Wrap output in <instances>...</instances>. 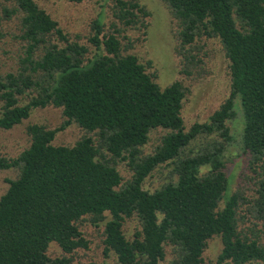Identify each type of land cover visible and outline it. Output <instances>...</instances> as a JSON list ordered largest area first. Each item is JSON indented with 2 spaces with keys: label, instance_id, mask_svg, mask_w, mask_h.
I'll list each match as a JSON object with an SVG mask.
<instances>
[{
  "label": "trees",
  "instance_id": "16d2710c",
  "mask_svg": "<svg viewBox=\"0 0 264 264\" xmlns=\"http://www.w3.org/2000/svg\"><path fill=\"white\" fill-rule=\"evenodd\" d=\"M109 1L123 28L114 23L113 32L103 34L102 22H94L92 58L35 0H13L15 9L4 11L5 19L19 17L25 53L15 73L0 75V129L11 130L49 106L62 110L64 122L54 129L28 126L30 147L17 158L0 155V172L19 171L0 199V264H72L77 250L89 248L83 223L105 226V255H116L118 264H160L167 247L168 264H204L216 236L223 245L216 264H264V237L241 228L245 199L242 191H230L224 159L234 139L228 122L240 104L242 149L255 179L253 213L264 221V0H162L178 26L182 73L191 74L196 57L190 47L203 38L218 39L230 62L229 98L208 122L189 130L182 83L162 89L148 66L123 54L120 36L145 27L150 13L137 0ZM28 91L36 96L21 104ZM72 124L87 135L74 146L54 145ZM158 129L168 133L145 155ZM122 164L132 173L129 180ZM163 165L172 168L169 181L145 190V180ZM134 218L140 229L129 239L124 227ZM52 243L64 256H49Z\"/></svg>",
  "mask_w": 264,
  "mask_h": 264
},
{
  "label": "rangeland",
  "instance_id": "374dc122",
  "mask_svg": "<svg viewBox=\"0 0 264 264\" xmlns=\"http://www.w3.org/2000/svg\"><path fill=\"white\" fill-rule=\"evenodd\" d=\"M44 9L60 28L67 34L70 40L78 42L88 48V58H92L96 48L89 42L92 37L94 22H102L104 33L113 32L112 25L117 23L113 16V3L109 0H92L80 4L68 0H35ZM150 16L145 19V27L126 29L120 36L124 55H135L139 62L147 67V72L154 76L155 82L163 89L175 82H181L187 90L183 101L182 117L185 128L189 130L196 123H206L210 117L224 104L231 93L230 62L226 57L221 42L214 39L197 40L189 49L196 57L194 65L188 66L190 75L184 74L183 56L177 54L179 41L177 39L178 26L167 5L162 0H137ZM16 5L13 0H0V17L4 18L0 26V75L15 73L19 69L20 57L24 56L25 45L20 40L21 25L18 16L5 19L4 11L13 10ZM117 25L123 28L119 23ZM150 63V66H149ZM36 96V93H33ZM32 93L28 91L21 104L29 102ZM2 102L0 101V109ZM237 114L228 126L234 139L226 146L225 162L226 173L231 180V192L242 191L245 201L242 202L240 213L241 228L262 233L264 237V221L253 213L255 198L254 173L249 169V157L243 153L242 131L244 117L240 104H237ZM64 122L62 110L49 106L33 111L31 117L21 125L11 130L0 129V155L9 159L17 158L31 145V138L27 134V128L33 124L44 125L54 129ZM168 131L154 130L150 134L149 143L144 146L145 155L152 154L160 145L162 137ZM85 130L77 124H72L66 130L58 133L54 140L57 146H74L80 139L86 136ZM95 134H89V136ZM218 140H220L218 138ZM221 141V140H220ZM202 142H205L203 140ZM198 144H200L198 142ZM121 175L129 180L132 173L122 164L119 166ZM172 168L166 165L156 169L144 182V189L154 192L169 181ZM203 171L207 172L208 168ZM18 169L0 172V199L8 191V180L16 179ZM98 228L89 223L81 225L88 249H79L73 255L72 264H118L117 256L110 253L105 255L104 228ZM140 229L137 219L127 220L124 231L127 238L132 239L136 230ZM264 239V238H263ZM223 249L220 237L212 238L204 252V264H216ZM51 258L64 256L61 248L52 243L48 252ZM173 259L171 248L167 247L166 261L160 264H168Z\"/></svg>",
  "mask_w": 264,
  "mask_h": 264
}]
</instances>
